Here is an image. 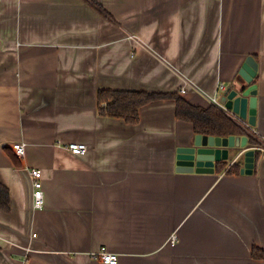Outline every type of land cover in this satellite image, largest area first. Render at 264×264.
I'll return each mask as SVG.
<instances>
[{
	"label": "crops",
	"instance_id": "1",
	"mask_svg": "<svg viewBox=\"0 0 264 264\" xmlns=\"http://www.w3.org/2000/svg\"><path fill=\"white\" fill-rule=\"evenodd\" d=\"M249 55L256 122H240L257 143L264 0H0V185L9 197L0 264H103L101 246L116 264H264L252 257L254 247L264 252V156L255 151L251 172H240L255 143L231 152L222 172H178L176 148L196 133L173 99L144 104L135 123L97 109L104 88L220 102L244 84ZM72 141L86 152L70 153ZM234 163L239 171L227 173ZM32 168L41 170L40 208Z\"/></svg>",
	"mask_w": 264,
	"mask_h": 264
},
{
	"label": "trees",
	"instance_id": "2",
	"mask_svg": "<svg viewBox=\"0 0 264 264\" xmlns=\"http://www.w3.org/2000/svg\"><path fill=\"white\" fill-rule=\"evenodd\" d=\"M160 99H173L175 102V116L179 120L191 123L193 131L197 134L228 137L230 135H246L249 144L256 142L249 134L250 127H246L214 104L201 106L189 102L180 91H143V90H119L100 89L97 92L98 113L103 116L123 118L127 122L135 123L139 120V109L144 104ZM244 121V120H243ZM245 122V121H244ZM237 163L227 169V173L239 171ZM231 167H233L231 169ZM225 163L220 164L218 172H222ZM8 191L0 185V205L7 204ZM252 257L264 259V252L254 247Z\"/></svg>",
	"mask_w": 264,
	"mask_h": 264
},
{
	"label": "water",
	"instance_id": "3",
	"mask_svg": "<svg viewBox=\"0 0 264 264\" xmlns=\"http://www.w3.org/2000/svg\"><path fill=\"white\" fill-rule=\"evenodd\" d=\"M258 64L252 55L246 57L239 69V88L228 87L220 97V102L249 126L256 122L255 83H251L257 72ZM248 84V85H247ZM247 136L230 135L228 137L204 135L197 133L186 144L176 148V170L178 172L213 173L221 162L229 159L231 152L245 147ZM255 151L246 148L244 151V166L241 173H250L253 167ZM239 156V154H238Z\"/></svg>",
	"mask_w": 264,
	"mask_h": 264
},
{
	"label": "built area",
	"instance_id": "4",
	"mask_svg": "<svg viewBox=\"0 0 264 264\" xmlns=\"http://www.w3.org/2000/svg\"><path fill=\"white\" fill-rule=\"evenodd\" d=\"M220 89L224 90L225 87L223 84L220 85ZM211 103L214 105L220 107L227 115L232 117L233 119L237 121H243L241 120L237 115L232 113L230 110H228L222 103H220L216 97L211 98ZM66 149L74 154V155H81L86 152L87 145L83 142H68L65 145ZM12 148L14 149L17 156H24L25 154V144L22 142L14 143L12 145ZM253 149L254 151H258L264 156V139L261 141H257L254 145L248 147ZM30 175L33 178V206L34 208H40L44 205V196H43V190H42V182L40 180L41 177V170L38 168H32L30 169ZM176 239V235H172V237L169 239L171 243H174ZM97 256L101 260L103 264H116L118 261V254L114 252H110L106 249L105 246H101L100 249L97 251Z\"/></svg>",
	"mask_w": 264,
	"mask_h": 264
}]
</instances>
